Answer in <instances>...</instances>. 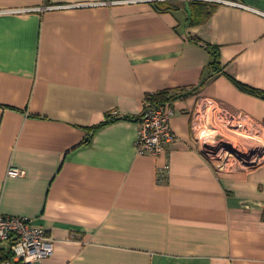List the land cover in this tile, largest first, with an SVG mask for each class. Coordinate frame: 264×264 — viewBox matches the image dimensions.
I'll list each match as a JSON object with an SVG mask.
<instances>
[{"label":"crops","instance_id":"obj_1","mask_svg":"<svg viewBox=\"0 0 264 264\" xmlns=\"http://www.w3.org/2000/svg\"><path fill=\"white\" fill-rule=\"evenodd\" d=\"M161 2L0 0V212L54 240L33 264H264V162L218 171L195 137L211 104L264 141V98L236 84L264 95V0L208 1L198 25ZM163 90L175 141L139 155Z\"/></svg>","mask_w":264,"mask_h":264},{"label":"built area","instance_id":"obj_2","mask_svg":"<svg viewBox=\"0 0 264 264\" xmlns=\"http://www.w3.org/2000/svg\"><path fill=\"white\" fill-rule=\"evenodd\" d=\"M138 1L151 2L152 0ZM27 11L12 10L11 13ZM116 115V111L111 113V117H115ZM173 116L174 107L172 103H157L150 100V98H145L143 110L138 121L137 139L135 141V148L139 155L159 157L170 147L175 141V135L170 128V120ZM237 126L239 127L240 124ZM216 137L221 140L223 139V136L217 132L211 138L208 136L204 137L202 141L204 145L210 146V144L215 143ZM205 148H207L206 145ZM249 150L244 154L242 153L245 156L241 155L240 157L243 166L246 167L245 169L255 168L264 162V150L257 154H248ZM206 151L215 154L212 150L206 149ZM229 162L227 161L225 164H229ZM168 171L169 165L167 163L158 168L157 179L159 182L164 180V175ZM23 175L24 172L17 168L10 167L7 170V176L10 178H19ZM54 251V240L45 230L35 227L30 219L8 216L0 212V264H33L50 258L54 254Z\"/></svg>","mask_w":264,"mask_h":264},{"label":"rangeland","instance_id":"obj_3","mask_svg":"<svg viewBox=\"0 0 264 264\" xmlns=\"http://www.w3.org/2000/svg\"><path fill=\"white\" fill-rule=\"evenodd\" d=\"M207 1L213 2V0H207ZM173 2H177V1H173ZM205 105L206 104H201V106H200V108L198 110V114H201V116L203 115L204 112H206V115L204 117L205 119L201 118V121H203V122H201V121L199 122V120L197 119L196 126H195V137H196V141H197L198 147L201 149L202 153H204V155L208 158V160L211 162V164H213L214 168L216 170H218V171L231 172V171L235 170L236 168H243L244 170H246L245 169L246 167L243 166V164L241 162V158H240L242 153L244 154V153L247 152L248 149H250V147L247 144H245V143H248L246 141L256 142V143H258L260 145L261 144L263 145L264 141L261 139V137H260V135L258 133H254L250 129L242 131L240 129V127H237V125L240 122H238L237 120H234L233 118H230L229 116L225 115L224 112H222L221 110H218V108H215L214 105H211V104H208L206 106ZM207 118H208V120H207ZM219 119H220V121H219ZM235 121H236V123H235ZM232 131L234 132L235 136H237L236 134L238 133V135H239L238 137L241 138L242 141L241 142H237L238 144H240V148L241 149L239 148V149H236V151H233L231 149L224 148V150L220 152V155H222V157H225L227 160L230 161L229 164H225V162H222L218 157H216L218 155L217 152L212 150L213 152H215V154H213L211 152L208 153L206 151V149H208V148H205L206 144L204 145L202 140H203L204 137H207V136H209L211 138V136H213L217 132L220 133L223 136L224 140H226L225 139L226 137H224V136H226L227 134L230 135V136H233L234 134L232 133ZM206 133L209 134V135H207ZM247 135H248V137H246ZM259 140H261L262 142L259 141ZM262 145H261V148H262L261 151L264 150V146H262ZM208 150H211V149H208ZM260 164H262V163H260ZM224 165H226V166L224 167ZM258 166H256V167H258ZM249 169H251V168H248V170Z\"/></svg>","mask_w":264,"mask_h":264},{"label":"trees","instance_id":"obj_4","mask_svg":"<svg viewBox=\"0 0 264 264\" xmlns=\"http://www.w3.org/2000/svg\"><path fill=\"white\" fill-rule=\"evenodd\" d=\"M153 6L157 11L160 12H172V11H184L187 14V21L191 25H198L206 21L212 13L217 8V4L209 3V2H203V1H189V2H161V3H153ZM215 64V61L213 62ZM213 64V65H214ZM215 69L212 70V72ZM217 71V70H215ZM214 71V72H215ZM237 86L248 93H251L253 95H257L261 98H264V95L261 94L259 91L248 88L242 84L236 83ZM181 98L184 96H180ZM147 98H150V100L157 102V103H172L175 98L173 95L170 94L169 90H163L161 92H158L156 94L148 95ZM124 119H129L128 117H125ZM113 120H109L106 122H103L99 126L96 127L98 129L99 127L112 122Z\"/></svg>","mask_w":264,"mask_h":264},{"label":"bare ground","instance_id":"obj_5","mask_svg":"<svg viewBox=\"0 0 264 264\" xmlns=\"http://www.w3.org/2000/svg\"><path fill=\"white\" fill-rule=\"evenodd\" d=\"M157 1V0H156ZM172 2V1H171ZM188 2V0H187ZM208 2V1H207ZM216 4V3H215ZM206 106V105H205ZM211 106V105H210ZM209 108V107H208ZM214 109V108H213ZM203 110V109H202ZM217 110V109H216ZM218 112V111H217ZM212 113V112H211ZM216 116V115H215ZM207 117V116H206ZM211 117V116H210ZM213 117V116H212ZM218 117V116H217ZM202 118V117H201ZM204 118V117H203ZM202 118V119H203ZM108 119V118H107ZM205 119V118H204ZM221 119V118H220ZM219 119V121H220ZM208 120V118H207ZM240 120V119H239ZM218 121V122H219ZM232 121V120H231ZM230 121V122H231ZM246 121H249V120H246ZM251 121V120H250ZM236 123V121H235ZM253 125V124H252ZM218 127V126H217ZM214 128V127H213ZM227 129V128H226ZM219 130V129H218ZM221 130V129H220ZM222 131V130H221ZM225 131V130H224ZM237 132V131H236ZM249 132V131H248ZM232 133L234 134V132L232 131ZM207 134V133H206ZM211 134V133H210ZM209 135V134H207ZM237 136H235V134L233 136H230V135H226L224 137H226L225 139L226 140H221L220 138L216 137V140H215V143L214 144H210V146H207L206 144V147L208 149H211V150H214L215 152L218 153V155L216 157H218L222 162H227L229 160H227L225 157H222V155H220V152L224 150V148H228V149H231L233 151H236V149H239L240 148V144H238L237 142H241V138H239L238 136V133L236 134ZM243 135V134H242ZM222 136V135H221ZM209 137V136H208ZM248 137V135L246 136ZM248 139V138H247ZM253 140V139H252ZM255 140V139H254ZM205 141V140H204ZM261 141V140H259ZM248 143H245L247 144L249 147H250V150L248 151V154L250 153H260L261 151V145L256 143V142H249V141H246ZM262 142V141H261ZM264 146V144L262 145ZM242 147V146H241ZM241 149V148H240ZM247 149V148H246ZM245 151V150H244ZM216 153V154H217ZM221 156V157H220ZM242 156H245V155H242ZM236 157V156H235ZM217 160V159H216ZM233 161V160H232ZM211 164V163H210ZM222 166V165H221ZM17 217V216H16Z\"/></svg>","mask_w":264,"mask_h":264}]
</instances>
